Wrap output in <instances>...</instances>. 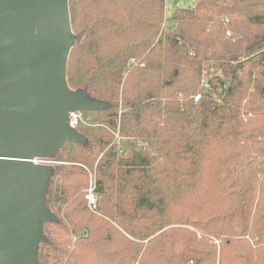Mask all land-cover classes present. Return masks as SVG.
<instances>
[{"label": "trees", "instance_id": "16d2710c", "mask_svg": "<svg viewBox=\"0 0 264 264\" xmlns=\"http://www.w3.org/2000/svg\"><path fill=\"white\" fill-rule=\"evenodd\" d=\"M166 2L69 0L95 107L53 157L39 264H264V0Z\"/></svg>", "mask_w": 264, "mask_h": 264}, {"label": "water", "instance_id": "95a60500", "mask_svg": "<svg viewBox=\"0 0 264 264\" xmlns=\"http://www.w3.org/2000/svg\"><path fill=\"white\" fill-rule=\"evenodd\" d=\"M71 49L69 0H0V264H35L51 171L35 161L80 139L69 114L95 107L67 84Z\"/></svg>", "mask_w": 264, "mask_h": 264}, {"label": "rangeland", "instance_id": "374dc122", "mask_svg": "<svg viewBox=\"0 0 264 264\" xmlns=\"http://www.w3.org/2000/svg\"><path fill=\"white\" fill-rule=\"evenodd\" d=\"M196 0H167V2H166V15L167 16H171L172 14H173V12H174V10H175V8L176 7H182V6H185V7H188V6H192L193 4H194V2H195ZM199 96V95H198ZM198 96L196 97V100H197V98H198ZM111 134H112V130H111ZM82 135V134H81ZM80 140H84V136L82 135L81 137H80ZM116 140L119 142V137H118V135H116ZM58 153V152H57ZM57 153L55 154V155H53L52 157H50L49 159L52 161V162H54V163H48V164H46V166H48L50 169H53L54 167H56V164H57V162L55 163V161H54V156H56L57 155ZM89 186H88V188L87 189H85V191H84V194H85V196H86V194L89 192V190L92 188V187H95V190H96V177H95V174H92V173H90L89 172ZM49 180H50V178H49ZM48 186V185H47ZM95 194H96V192H95ZM86 198V197H85ZM96 199H97V197H96ZM88 204H89V207H90V209L92 210V211H95L96 210V208H97V202H96V208L95 207H92L91 205H90V203H89V201H88ZM50 212V216H49V218L48 219H46V220H44V221H42L41 223H40V225H39V228H38V231H39V233H40V236H41V238H40V246H41V242H42V239L43 238H45V236H46V227H47V224L50 222V221H52V220H54L55 218H56V216H55V214L52 212V211H49ZM71 240H72V248H73V246H74V244H75V237H71ZM39 246V247H40ZM38 255V254H37ZM35 264H39L38 263V257H37V259H36V261H35Z\"/></svg>", "mask_w": 264, "mask_h": 264}, {"label": "built area", "instance_id": "2783aa9c", "mask_svg": "<svg viewBox=\"0 0 264 264\" xmlns=\"http://www.w3.org/2000/svg\"><path fill=\"white\" fill-rule=\"evenodd\" d=\"M200 97L201 96L199 95L197 100ZM83 122H84L83 112H72L69 114L67 125L69 128L77 130L80 124ZM35 163L38 165H46L48 163H54V162H52L50 159H38L35 161ZM85 197L89 201L90 205L96 208L97 199L95 194V187H92Z\"/></svg>", "mask_w": 264, "mask_h": 264}]
</instances>
